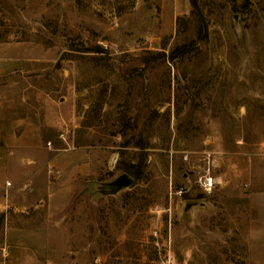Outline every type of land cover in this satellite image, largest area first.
Segmentation results:
<instances>
[{
  "label": "rangeland",
  "instance_id": "obj_1",
  "mask_svg": "<svg viewBox=\"0 0 264 264\" xmlns=\"http://www.w3.org/2000/svg\"><path fill=\"white\" fill-rule=\"evenodd\" d=\"M195 3L0 0V57L19 61L1 80H24L5 102L37 125L29 160L2 159L30 177L8 207L56 226L45 264H264L247 238L264 190V0ZM122 173L129 186L98 193Z\"/></svg>",
  "mask_w": 264,
  "mask_h": 264
},
{
  "label": "crops",
  "instance_id": "obj_2",
  "mask_svg": "<svg viewBox=\"0 0 264 264\" xmlns=\"http://www.w3.org/2000/svg\"><path fill=\"white\" fill-rule=\"evenodd\" d=\"M3 59L0 57V189L5 188L6 201L4 205L0 202V264H45L41 257L45 253L46 244L52 241V233L56 231V226L46 219L33 222L30 218L31 213L20 207H8L11 191L8 194V187L3 184L7 181L10 186V183L19 185L30 181L29 175L21 177L13 168L17 163L10 160L4 166L2 159L4 157L11 159L9 156L18 153V157L29 160L32 149L23 144V139L25 136L28 137V132L33 131L37 126L31 114L14 115L11 105L5 102L6 98L11 97L15 84L24 80H1L13 74L19 66L17 57L7 56L5 60ZM25 83L27 94H33L30 83L26 80ZM25 166L30 167L29 164ZM5 171H8L10 178L9 175L3 174ZM4 177L9 180L4 181ZM248 198L254 215L248 226L247 238L252 243H264V190L251 193ZM258 199L261 201L256 203ZM15 216H19L22 220L14 219ZM59 226L61 228L62 224Z\"/></svg>",
  "mask_w": 264,
  "mask_h": 264
},
{
  "label": "water",
  "instance_id": "obj_3",
  "mask_svg": "<svg viewBox=\"0 0 264 264\" xmlns=\"http://www.w3.org/2000/svg\"><path fill=\"white\" fill-rule=\"evenodd\" d=\"M133 182L131 176L126 173H122L110 181L100 182L97 186L98 193L113 194L120 189L129 186ZM187 209V207H185Z\"/></svg>",
  "mask_w": 264,
  "mask_h": 264
},
{
  "label": "built area",
  "instance_id": "obj_4",
  "mask_svg": "<svg viewBox=\"0 0 264 264\" xmlns=\"http://www.w3.org/2000/svg\"><path fill=\"white\" fill-rule=\"evenodd\" d=\"M46 144L48 145L49 142H47ZM196 184L200 192H202L205 195H208L214 188L215 178L212 175H210L208 170H205L202 174L197 176ZM5 186H9V182L6 181Z\"/></svg>",
  "mask_w": 264,
  "mask_h": 264
},
{
  "label": "trees",
  "instance_id": "obj_5",
  "mask_svg": "<svg viewBox=\"0 0 264 264\" xmlns=\"http://www.w3.org/2000/svg\"><path fill=\"white\" fill-rule=\"evenodd\" d=\"M188 2H189V4H190V6H191L190 14H193L194 11H195L196 8H197V5H196V3H195V0H188ZM184 48H185V45H179V46H176L174 49H172L171 54H170L169 57L172 58V53L181 52V51H183ZM129 168L131 169V172H132L133 174H135V176H137L138 170L136 169V165L133 164V163H131V164L129 165Z\"/></svg>",
  "mask_w": 264,
  "mask_h": 264
}]
</instances>
